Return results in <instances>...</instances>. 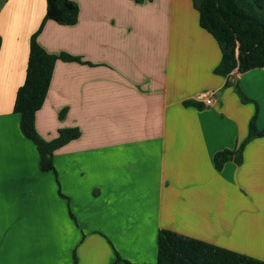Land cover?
<instances>
[{
    "label": "crops",
    "instance_id": "0c3cea01",
    "mask_svg": "<svg viewBox=\"0 0 264 264\" xmlns=\"http://www.w3.org/2000/svg\"><path fill=\"white\" fill-rule=\"evenodd\" d=\"M73 1L77 21L47 19L37 41L89 64L56 60L35 129L80 135L41 171L13 102L46 1L0 0V264H155L161 228L264 260V135L214 167L255 105L213 72L220 49L192 1ZM228 79L263 128L264 68Z\"/></svg>",
    "mask_w": 264,
    "mask_h": 264
},
{
    "label": "trees",
    "instance_id": "16d2710c",
    "mask_svg": "<svg viewBox=\"0 0 264 264\" xmlns=\"http://www.w3.org/2000/svg\"><path fill=\"white\" fill-rule=\"evenodd\" d=\"M45 1L44 16L29 39L25 77L16 90L13 111L19 114L21 133L36 146L40 170L55 171L54 151L69 140L77 138L80 131L75 127L59 128L54 139L45 140L35 129V113L45 99L56 60L88 62L65 52H47L38 43L37 36L47 19L71 25L78 18L79 9L75 1ZM191 1L198 12L199 25L213 36L220 49V60L213 72L226 78L225 87L231 84L228 77L233 70L244 72L252 68H264V0ZM233 86L241 101L253 102L255 110L248 122L246 136L235 148L214 153L213 164L217 170L229 160L240 164L245 145L264 135V127L259 128L256 124V101L247 97L236 84ZM184 104L202 107L200 102L193 100H186ZM63 115L64 110H61L59 117L62 118ZM156 245L155 264H264V260L165 228L158 231Z\"/></svg>",
    "mask_w": 264,
    "mask_h": 264
},
{
    "label": "built area",
    "instance_id": "2783aa9c",
    "mask_svg": "<svg viewBox=\"0 0 264 264\" xmlns=\"http://www.w3.org/2000/svg\"><path fill=\"white\" fill-rule=\"evenodd\" d=\"M212 98H213V94L212 93L210 95L206 96L203 99L204 105H210L212 103Z\"/></svg>",
    "mask_w": 264,
    "mask_h": 264
},
{
    "label": "water",
    "instance_id": "95a60500",
    "mask_svg": "<svg viewBox=\"0 0 264 264\" xmlns=\"http://www.w3.org/2000/svg\"><path fill=\"white\" fill-rule=\"evenodd\" d=\"M229 81H230V79H229ZM230 83L233 84V85H235V82H234V81H230ZM217 93H218V92H217Z\"/></svg>",
    "mask_w": 264,
    "mask_h": 264
}]
</instances>
